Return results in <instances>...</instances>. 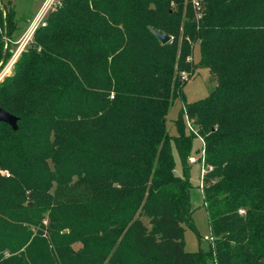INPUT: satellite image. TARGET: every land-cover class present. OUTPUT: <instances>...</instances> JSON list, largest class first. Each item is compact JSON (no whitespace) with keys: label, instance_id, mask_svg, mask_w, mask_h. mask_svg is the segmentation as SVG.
<instances>
[{"label":"trees","instance_id":"trees-1","mask_svg":"<svg viewBox=\"0 0 264 264\" xmlns=\"http://www.w3.org/2000/svg\"><path fill=\"white\" fill-rule=\"evenodd\" d=\"M8 1L1 62L19 28ZM201 5L62 0L47 13L0 82V107L19 117L18 130L0 121V264H264V0ZM200 66L217 84L187 102L180 74ZM199 138L214 240L193 252Z\"/></svg>","mask_w":264,"mask_h":264},{"label":"rangeland","instance_id":"rangeland-1","mask_svg":"<svg viewBox=\"0 0 264 264\" xmlns=\"http://www.w3.org/2000/svg\"><path fill=\"white\" fill-rule=\"evenodd\" d=\"M4 4H8V0H1ZM15 5L16 16L19 21V28L15 31L13 39L10 41L11 46L9 48L5 47V53L8 54V60L0 61V82L3 80V77L10 74L13 70V64L25 50V46L29 44L32 40V37L35 33L33 30L35 24L39 21L41 17L42 10L40 9L43 6L45 0H11ZM48 3V2H47ZM46 3V4H47ZM46 19V18H45ZM199 46L196 47L194 60L199 61ZM181 75V74H180ZM217 82L212 79V74L208 68L200 66L194 73L193 76H190L184 85V95L187 102L198 101L201 98H204L210 94L215 88ZM183 100L177 98L169 110L167 115V128L171 135H176V125L175 119L178 116L180 109L183 107ZM205 144L202 140L196 139L193 145V151L191 157L199 159L202 154V149H204ZM177 166L176 172L181 175V162L176 154ZM189 163L192 166L191 172V181L195 185V189L192 192L193 200V218L196 226V230H193L188 225L185 227V242L187 251H198L201 247L208 248L209 241L204 237L206 235H211L210 231V220L206 207L204 206V200L202 196V186L200 184L201 179V165L194 163L189 159ZM47 222V220H46ZM45 222V224H46ZM203 239L200 242L199 239ZM212 242V241H211ZM80 244L75 245L76 248ZM212 264L211 262H209Z\"/></svg>","mask_w":264,"mask_h":264},{"label":"built area","instance_id":"built-area-1","mask_svg":"<svg viewBox=\"0 0 264 264\" xmlns=\"http://www.w3.org/2000/svg\"><path fill=\"white\" fill-rule=\"evenodd\" d=\"M192 3H193V6L197 11H200L201 10V0H192ZM62 4V0H48V3L45 5V7L42 9V13L40 14L41 17L39 19V21L35 24L34 28L32 31H34L38 26H40L41 24H45V18L47 16V13L50 11V10H55L57 6L61 5ZM181 75H182V79H186L188 80L190 75L187 71H182L181 72ZM185 121L187 122V129L188 131L190 132H195L196 131V127H195V122L190 119L187 115L185 116ZM200 140L203 141L204 143V140L203 138H199ZM205 144V143H204ZM201 160L200 162H198L199 159H196L195 157H190L189 159L194 162V163H198L201 165V179H200V184L201 186L203 187V180H204V176L206 175L207 172L209 171H212L213 168L212 166H208L205 164V153H204V149H202V154L200 156ZM244 211L243 210H240V213H243ZM206 240L208 241H213L214 240V237L212 235H206L204 237Z\"/></svg>","mask_w":264,"mask_h":264},{"label":"water","instance_id":"water-1","mask_svg":"<svg viewBox=\"0 0 264 264\" xmlns=\"http://www.w3.org/2000/svg\"><path fill=\"white\" fill-rule=\"evenodd\" d=\"M153 32L162 44H167V42L172 39L171 35H169L168 33L166 34L165 32L159 31L155 28H153ZM18 120V116L0 107V121L8 124L9 126H12L14 130H18ZM64 231L66 232L67 230Z\"/></svg>","mask_w":264,"mask_h":264},{"label":"crops","instance_id":"crops-1","mask_svg":"<svg viewBox=\"0 0 264 264\" xmlns=\"http://www.w3.org/2000/svg\"><path fill=\"white\" fill-rule=\"evenodd\" d=\"M48 2V0H45L44 3H43V6L42 8L40 9V11L45 7L46 3Z\"/></svg>","mask_w":264,"mask_h":264}]
</instances>
